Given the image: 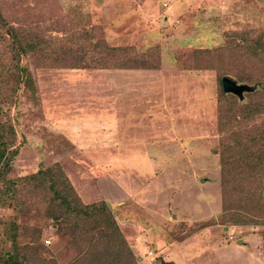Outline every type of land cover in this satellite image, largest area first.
<instances>
[{
    "label": "rangeland",
    "instance_id": "rangeland-1",
    "mask_svg": "<svg viewBox=\"0 0 264 264\" xmlns=\"http://www.w3.org/2000/svg\"><path fill=\"white\" fill-rule=\"evenodd\" d=\"M13 39L28 49L18 62ZM18 63L27 81L8 82ZM0 74L17 150L0 176V264L74 263L98 233L70 224L102 202L134 264H264L250 192L264 188L251 171L264 142L249 143L264 109H242L264 103V0H0ZM223 77L248 90L225 92ZM96 240L85 264H108Z\"/></svg>",
    "mask_w": 264,
    "mask_h": 264
},
{
    "label": "trees",
    "instance_id": "trees-1",
    "mask_svg": "<svg viewBox=\"0 0 264 264\" xmlns=\"http://www.w3.org/2000/svg\"><path fill=\"white\" fill-rule=\"evenodd\" d=\"M14 39L13 42L14 43ZM13 51V55L12 58L16 59V62L19 61V56L20 54H25V52L28 50L26 49V47H24V45L19 42L18 40L15 41V43L13 44V48H11ZM15 50H18V52H15ZM254 55H259V51L258 49H255V54ZM244 59L241 60V64H243ZM249 62V61H247ZM77 68H80L79 66ZM11 76H9V81H15V83H20V82H26L28 79V75L25 72V69L23 67L20 66V64L18 63L15 67H12V72H11ZM3 74V72H2ZM0 74V76L2 75ZM247 75L250 74V72H246ZM7 82V83H8ZM14 85V84H13ZM8 86V87H12ZM14 90V88H11ZM8 95H5L4 98H7ZM259 108H263L264 109V103L263 102H254L250 105H244L242 107L243 110H246L245 113L246 115L250 116L253 115L254 113L259 111ZM233 111H229V113L224 114V119H229L232 118L233 115ZM12 131V130H11ZM261 143L264 142V136H261L260 133H258L256 136L252 135L251 138L249 139V143L251 146H259L257 145V143ZM17 154V150L16 148H14L12 146V141L9 138L8 134H4L1 130H0V176L4 174V166L7 165L8 162H10L13 157H15V155ZM226 163L222 162V201L225 203L227 201V199H229V194H228V189L226 188L227 185L230 183L229 177L227 176L229 175V172H231V165L233 164V162H231V160H229L228 157H226ZM251 171L252 174L255 176H252L253 179L256 178H261L262 176H259L262 172V170L264 169V160L260 159L259 161H255V162H251ZM246 164V163H245ZM45 173V171H42L40 173V175L42 176ZM60 176V175H59ZM35 177V176H32ZM242 180H247V177H243L242 176ZM15 183V182H12ZM261 184V182H260ZM259 187H261L259 185ZM51 188V186H50ZM8 189H12L9 187ZM70 190H72V188H69ZM250 192L252 193H257V198L255 199L253 204H256L257 206V210H260V207L258 205V203H264V188H259L257 190H250ZM68 194V193H67ZM70 194V193H69ZM54 199L55 200H59V204H61L62 206H65V210L64 213L69 211L70 209L73 212L77 211V208H71V204H73V201L71 199H65V195H64V191L60 192V191H56L54 190ZM248 204V203H247ZM80 214L82 215V222L81 224H79V222L75 225H71L70 224V229H74L72 230L73 232L75 231V229H79L81 232V237L85 240H89V237H86L88 232L91 231L93 232L95 235L96 233H98V235H96V239L92 240L91 242H95V240L97 242H100L99 240H103L105 242V250L108 251L104 253L106 254H102L101 256H105L106 259L108 260V264H134V258L131 254V251L125 246V250L122 249V246L124 247L125 243L122 241V238H120V231L118 228V225L116 223V221L114 220L113 216L111 215L106 203H100L99 205L96 204H92V205H83L80 211ZM80 217V216H79ZM104 217V218H103ZM243 217V218H242ZM241 219H245L247 220L246 216L241 215L240 216ZM92 220V224H90L88 222V220ZM100 219V220H99ZM239 218H236L234 221H232L233 223H236V221ZM69 224V222H68ZM78 226V227H77ZM87 233V234H86ZM93 236L90 235V238H92ZM91 242H88V248H85L84 250H86L84 252V254H79L76 257V260L74 263L72 264H85V263H89V259L91 258L89 254H91L90 251V245ZM90 251V252H89ZM125 251V252H124ZM100 256V257H101ZM90 257V258H89ZM100 257L97 258L100 259ZM13 256L10 255L9 259L7 260L6 264H14L13 262ZM162 264H171L170 262H163Z\"/></svg>",
    "mask_w": 264,
    "mask_h": 264
},
{
    "label": "water",
    "instance_id": "water-1",
    "mask_svg": "<svg viewBox=\"0 0 264 264\" xmlns=\"http://www.w3.org/2000/svg\"><path fill=\"white\" fill-rule=\"evenodd\" d=\"M222 88L225 92H233L239 96H241L242 92L248 90V86L245 84H237L235 81L230 80L227 77H223L221 80Z\"/></svg>",
    "mask_w": 264,
    "mask_h": 264
},
{
    "label": "crops",
    "instance_id": "crops-1",
    "mask_svg": "<svg viewBox=\"0 0 264 264\" xmlns=\"http://www.w3.org/2000/svg\"><path fill=\"white\" fill-rule=\"evenodd\" d=\"M203 245H204V244H203ZM195 252H196V251H194V250H192V249H190V250L188 249V256L190 255V253H191V255H193ZM191 255H190V256H191ZM181 256H182V254H181Z\"/></svg>",
    "mask_w": 264,
    "mask_h": 264
},
{
    "label": "built area",
    "instance_id": "built-area-1",
    "mask_svg": "<svg viewBox=\"0 0 264 264\" xmlns=\"http://www.w3.org/2000/svg\"><path fill=\"white\" fill-rule=\"evenodd\" d=\"M47 243L49 242V241H46Z\"/></svg>",
    "mask_w": 264,
    "mask_h": 264
}]
</instances>
